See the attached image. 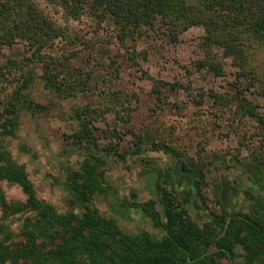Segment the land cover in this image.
I'll return each mask as SVG.
<instances>
[{"label":"rangeland","instance_id":"obj_1","mask_svg":"<svg viewBox=\"0 0 264 264\" xmlns=\"http://www.w3.org/2000/svg\"><path fill=\"white\" fill-rule=\"evenodd\" d=\"M36 1L66 33V38L44 49L45 54L62 59L63 64L57 65L55 60V66L69 67L87 87L70 94L50 90L39 77L43 63L24 60L29 56L24 41L17 40L2 50L3 61L22 60L24 72L36 75L29 96L46 107L42 111L21 108L15 134L0 136V144L26 166L40 198L62 212L82 210L70 201L65 181L68 169L78 167L85 155L72 136L79 127L77 112L90 108L98 143H116L121 137L120 150L130 151L125 159L99 151L107 161V190L92 198L93 206L114 217L126 232L147 230L162 235L143 208L145 202L154 200L163 213L156 179L201 226L211 221L213 213L254 212L260 204L264 213V129L233 102L226 103L233 100L234 93L244 91L264 116V50L252 48L250 71L244 76L235 59L215 50L222 66L217 74L208 64L216 60L212 62L203 47V26L194 25L180 34L177 42H169L165 35L168 26L159 18L154 25L143 26L124 47L112 17L102 19L85 10L74 19L57 4ZM15 86L16 82L0 86V113ZM157 86L160 94L155 91ZM136 134L167 142L177 149L178 156L149 147L131 153ZM22 143L35 154L21 150ZM182 161L191 163V169L198 165V175L191 179L182 176ZM222 175L229 186L226 205L220 198ZM2 186L5 196L0 199V220L9 224L17 241L23 217L32 211L25 206L26 195L20 185L2 181ZM6 203L24 208L11 214ZM242 254L237 246L234 261L240 262Z\"/></svg>","mask_w":264,"mask_h":264},{"label":"trees","instance_id":"obj_2","mask_svg":"<svg viewBox=\"0 0 264 264\" xmlns=\"http://www.w3.org/2000/svg\"><path fill=\"white\" fill-rule=\"evenodd\" d=\"M47 1L59 5L66 15L74 19L85 10L102 19L112 17L118 26L117 37L124 47L129 38L134 39L136 34H140L143 26L154 25L159 18L168 26L165 35L169 42H177L179 35L194 25L203 26V47L207 57L212 62L216 60L217 63L208 64L217 74L222 72V66L216 59L217 49L225 57L236 60L243 76L250 71L248 55L252 48L264 50V0ZM62 38H66L65 28L45 13L36 0H0V86L16 82L0 113V136L15 134L21 108L33 111L46 108L29 96L36 75L24 72L26 63L14 58L1 59L5 46H11L17 40L27 44L29 56L24 60L31 62L35 59L43 63L39 77L46 88L60 94L87 89L81 79L70 73L69 67L59 69L55 66V60L60 65L63 64L62 59L45 54L44 49L51 48ZM17 71H20L19 76L15 75ZM155 91L157 94L161 92L158 86ZM215 96L218 97L217 94ZM231 102L244 114L257 119L264 129V116L258 113L257 105L247 98L244 91H237L233 100L226 101L227 104ZM77 118L79 127L72 136L85 155L78 167L68 169L65 184L71 195L70 201L81 211L62 212L40 198L26 166L16 161L11 151L0 144V199L5 196L2 181L16 183L26 195L25 206L32 211L23 217L17 241L9 224L0 220V264L8 261L11 264L264 263V213L261 204L254 212L213 213L211 221L201 226L191 219L174 193L156 179L163 213L156 209L154 200L145 202L143 208L162 230L160 237L147 230L126 232L114 217L99 212L92 204L93 195L107 190L104 170L107 161L99 151L122 159L130 151L120 150L121 137L116 143H98L93 125L95 116L90 108L79 110ZM136 137V147L131 153L139 154L149 147L178 156L177 149L165 141L149 140L142 134H136ZM20 149L35 154L25 143ZM180 168L191 170V163L182 161ZM248 194L252 199L256 198L252 193ZM6 207L11 214L24 208L7 203ZM237 246L243 250L240 262L234 261Z\"/></svg>","mask_w":264,"mask_h":264},{"label":"water","instance_id":"obj_3","mask_svg":"<svg viewBox=\"0 0 264 264\" xmlns=\"http://www.w3.org/2000/svg\"><path fill=\"white\" fill-rule=\"evenodd\" d=\"M198 165L194 167V169L192 171H187V172H183L181 173V175H183L184 177L191 179L193 177H196L198 175ZM221 187L222 190L220 192V198L221 200L224 202V204L226 205V196L229 190V186L228 183L226 181V178L222 175L221 176Z\"/></svg>","mask_w":264,"mask_h":264},{"label":"flooded vegetation","instance_id":"obj_4","mask_svg":"<svg viewBox=\"0 0 264 264\" xmlns=\"http://www.w3.org/2000/svg\"><path fill=\"white\" fill-rule=\"evenodd\" d=\"M194 169V167L191 169V170H187V171H192ZM187 171H184V170H180V173H183V172H187ZM183 176V175H182Z\"/></svg>","mask_w":264,"mask_h":264}]
</instances>
